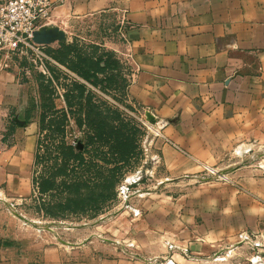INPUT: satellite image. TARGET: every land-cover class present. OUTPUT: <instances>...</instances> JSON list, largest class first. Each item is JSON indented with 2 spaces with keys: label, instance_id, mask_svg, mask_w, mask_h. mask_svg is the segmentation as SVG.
<instances>
[{
  "label": "rangeland",
  "instance_id": "obj_1",
  "mask_svg": "<svg viewBox=\"0 0 264 264\" xmlns=\"http://www.w3.org/2000/svg\"><path fill=\"white\" fill-rule=\"evenodd\" d=\"M53 9L36 29L53 42L32 39L13 60L27 110L19 122L34 124L37 140L27 166L0 167V264H36L52 246L71 261L264 264V142L214 166L172 167V145L127 101L132 71L114 24ZM10 139L0 117V151ZM62 146L78 158L62 159Z\"/></svg>",
  "mask_w": 264,
  "mask_h": 264
},
{
  "label": "crops",
  "instance_id": "obj_2",
  "mask_svg": "<svg viewBox=\"0 0 264 264\" xmlns=\"http://www.w3.org/2000/svg\"><path fill=\"white\" fill-rule=\"evenodd\" d=\"M51 1L52 13L114 24L132 71L127 101L135 113L167 121L163 135L179 148L172 147V167L181 159L214 166L241 145L264 142V0ZM18 76L15 61L0 70V117L11 136L0 167L9 171L27 166L37 140L35 125L19 122L27 110ZM38 259L128 264L98 254L71 261L60 246L44 248Z\"/></svg>",
  "mask_w": 264,
  "mask_h": 264
},
{
  "label": "built area",
  "instance_id": "obj_3",
  "mask_svg": "<svg viewBox=\"0 0 264 264\" xmlns=\"http://www.w3.org/2000/svg\"><path fill=\"white\" fill-rule=\"evenodd\" d=\"M66 2L56 0L58 5ZM53 7L51 0H0V70L10 68L16 56L32 49V34L41 21L49 18ZM167 124L166 120L155 119L151 130L156 137L179 149L163 135Z\"/></svg>",
  "mask_w": 264,
  "mask_h": 264
},
{
  "label": "trees",
  "instance_id": "obj_4",
  "mask_svg": "<svg viewBox=\"0 0 264 264\" xmlns=\"http://www.w3.org/2000/svg\"><path fill=\"white\" fill-rule=\"evenodd\" d=\"M97 69H98V71H101L102 70V68L99 67V66H97ZM88 80L89 81H93L90 78ZM77 88L81 89L82 86L81 87L79 86ZM68 97H69V94H66L65 93L63 95V99H64V102H65V105H66V107H68L69 113L75 114V110L72 109V106L74 105V103H72L71 101H69V98ZM42 103H44V100H42ZM64 112H66V110ZM89 113H90V111L87 112V114H89ZM64 114H66V113H64ZM61 148L65 152V153L63 152V154H62V150H61L62 159L68 160L69 158H73L74 160H76L78 158L79 155H77V154H75L73 152L74 150H73V148L71 146H62ZM38 158H39V156L36 155V160ZM39 190H40V192H44L45 191V187L42 185V186H40Z\"/></svg>",
  "mask_w": 264,
  "mask_h": 264
},
{
  "label": "water",
  "instance_id": "obj_5",
  "mask_svg": "<svg viewBox=\"0 0 264 264\" xmlns=\"http://www.w3.org/2000/svg\"><path fill=\"white\" fill-rule=\"evenodd\" d=\"M46 32L45 33H39L38 30H35L32 34V39L35 43H42V44H48L53 42V40L55 39V35L53 34H49V29L47 28H43ZM145 117L148 118L150 121V123L154 124L155 123V118L150 114V113H146Z\"/></svg>",
  "mask_w": 264,
  "mask_h": 264
},
{
  "label": "bare ground",
  "instance_id": "obj_6",
  "mask_svg": "<svg viewBox=\"0 0 264 264\" xmlns=\"http://www.w3.org/2000/svg\"><path fill=\"white\" fill-rule=\"evenodd\" d=\"M43 28H44V27L39 28V29H38V32H43V31H45Z\"/></svg>",
  "mask_w": 264,
  "mask_h": 264
}]
</instances>
